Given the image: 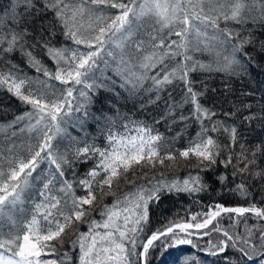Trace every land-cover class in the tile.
Here are the masks:
<instances>
[{"label": "snow or ice", "instance_id": "obj_1", "mask_svg": "<svg viewBox=\"0 0 264 264\" xmlns=\"http://www.w3.org/2000/svg\"><path fill=\"white\" fill-rule=\"evenodd\" d=\"M253 11L259 12V27L264 28V0H8L0 9V89L6 88L25 105H30V110L17 116L9 127L27 121L36 137L27 154L18 151L15 143L0 149V222L15 223L17 214L24 213V206L32 199L31 192L37 182H42L39 195L43 201L35 204L22 237L6 234L0 226V264H65V260L71 258L67 252L61 254L52 242L59 240L62 247V234L77 222L88 224V230L80 232L72 241L73 246H79V264H151V256L158 248L166 251L185 244L197 247L191 237L199 234V230L209 229L222 213L238 216L251 213L264 220V208L256 204L226 207L217 203L204 213L201 222H168L155 229L152 227L155 208L167 195L208 190L207 174L215 170L213 166L232 165L235 177L249 173L253 165H258L255 152L253 159H248L245 144H239L242 151L236 153L235 163L230 149L243 136L241 129L253 132L259 124L264 131V96H261L258 112L245 103L233 104L224 111V101L213 100L209 95L217 89H209L207 84L214 75L226 78L223 88L227 95L231 91L227 81L249 73L257 56H264V41L260 42L257 56L249 51V46L255 51L254 30L245 32V29L257 19L248 15ZM48 12L53 14V19L45 22L41 16ZM151 17L155 21L148 25L147 18ZM157 25L160 30H167V36L153 35ZM58 26L65 39V44L59 47L55 43ZM142 28L149 36L147 43L136 39ZM173 36L175 39H171ZM67 41H71V46ZM116 48L120 53L114 75L101 81L97 75H104L100 63L107 67L110 63L107 57L115 61ZM36 50H43L54 61L57 66L54 74L43 65ZM17 53L25 65L42 72L48 79L27 76L23 66L13 59ZM194 53L207 56V60L196 59ZM158 66L159 71L149 76L148 72ZM196 72L203 74V78L195 79ZM52 79L65 87L57 92L49 83ZM148 80L151 84L146 87ZM118 89L130 95L142 90L154 93L155 99L150 97L149 103L165 105L164 115L154 120L155 124L170 119L173 124L184 123L185 127L190 121L200 125V131L189 141L188 147L179 150L180 157L197 158L200 173L182 183L155 178L141 185L128 181L134 185L132 191L117 197L111 205H104L100 220L86 221L97 199L94 185L98 184L101 191L105 185L111 189L114 180L121 175L126 180L129 171L135 175V166L154 167L155 161L163 165L165 159L176 160L171 149H164L163 135L154 133L147 123L139 124L137 135L130 138L110 132L107 137L110 147L106 149L85 144L76 149L74 159L59 151L56 141L70 118L81 122V126L88 119H111L104 116L102 101L93 97H98L101 90L117 92ZM76 92L81 99L74 95ZM95 103L101 104L95 109L100 113L99 118L88 110L89 105ZM188 106L191 110L185 115L184 109ZM241 111L245 114L239 124L234 120L229 124L222 119L239 117ZM81 112L82 117L73 116ZM221 131L228 134L226 145L212 136ZM225 151H228L227 158L221 159ZM257 151L264 155V140L260 141ZM96 155L98 162L78 181L87 195L77 196L74 183L66 178V168L74 170V160L86 163ZM45 163L49 165L48 175L41 169ZM255 178L264 181V170L258 169ZM227 181L224 173L216 176L215 182L222 186H226ZM55 183L60 184L57 191L63 193V197L53 194ZM230 190L244 196L249 194L243 180ZM86 205L89 207L85 208ZM191 219L195 221L197 216ZM192 229L197 232L190 231ZM212 230L222 232L226 239L211 244L209 255L223 254L225 264H232V257L227 254L231 247L239 253L236 264H264V227L255 231L248 228L246 236L238 233L234 236L218 226ZM208 234L207 231L202 233Z\"/></svg>", "mask_w": 264, "mask_h": 264}, {"label": "trees", "instance_id": "obj_2", "mask_svg": "<svg viewBox=\"0 0 264 264\" xmlns=\"http://www.w3.org/2000/svg\"><path fill=\"white\" fill-rule=\"evenodd\" d=\"M8 3V0H0V9H3ZM42 7V4L40 5ZM109 11L118 12L116 9H109ZM250 16H256V21L250 22L249 28L245 29L254 30L255 36V51H253V46H249V51L253 56H257L260 51V42L264 41V28L259 27V12L253 11L249 13ZM41 19L45 22L52 21L53 14L48 12L41 16ZM149 24L154 23L155 18H148ZM223 25V21H221ZM152 31L151 28H149ZM145 35L143 28L140 30V35ZM153 35H163L167 36V30H160L157 25V31L153 32ZM141 38V37H140ZM145 38V37H144ZM149 38V36H146ZM175 39V37H171ZM56 46H62L65 44V39L62 35V29L57 27L56 30ZM67 44L71 46V41H67ZM226 54V53H225ZM36 55L38 58L42 59L43 65L48 68L53 74L56 70V64L51 60L43 50H36ZM196 59L207 60V56H202L199 53L193 54ZM13 59L23 66L24 73L33 78H39L42 80H47V77L43 76L42 72H36L34 68L28 67L24 64L23 59L20 57L19 53L13 56ZM109 60L110 57H107ZM110 62V60H109ZM111 63V62H110ZM100 68L104 69V75L100 76L97 73L101 81L112 77L115 72V66L108 64L105 67L104 63H100ZM156 71H159V66L157 69L148 72V75H154ZM194 78L200 80L203 78V74L196 72L193 74ZM226 78L219 75H214L207 80L209 89H217L216 93L209 92V95L213 100L224 101L222 107L224 111L232 108L233 104L239 106L241 103L251 104L254 111L259 110L261 106V96H264V56H257V60L252 68V70L243 75L242 77H233L231 80L227 81L230 85V93L225 94L223 84ZM49 83H56L57 92L59 89L64 88L58 81L52 79ZM151 81H145V86H150ZM79 89L81 86H76ZM179 89H177V92ZM105 92V90H101ZM100 92V93H101ZM110 95L102 94V99L98 97H93L94 100L98 99L102 101L104 107V116L110 117L109 120L104 119H88L81 122L70 118L69 122L64 125V133L61 138L56 141L59 151L61 153H67L70 159L75 158V152L77 148L84 147L85 144L94 145L100 149L109 148V141L107 139L109 133H114L118 136L132 137L137 135L136 128L141 123H147L153 128L154 133L159 132L165 138L166 143L164 144V149H171L176 157L175 161H168L165 159L164 164L161 165L158 161H155V166L146 165L144 167L135 166V175L132 171H129L127 175V180L124 175H121L118 180H114L111 189L107 185L104 186L103 191L100 190L98 184L94 185L93 191L97 199L94 201V210L91 211L86 217V221H91L92 219L100 220V210L104 205H111L112 202L119 196H122L125 192L132 191L134 185L128 181H134L135 185L147 184L149 180L165 179L167 181H178L181 182L184 179H188L190 176H195L200 173V168L197 166L198 161L195 156H191L187 159L179 156V150H183L189 145V141L195 138L196 133L200 131V125L194 121H190L185 127L184 123H171L170 119L162 121L159 124H155L154 120L160 119L164 115L165 105L163 102L159 106L149 103V98L155 99L154 93H148L146 91H140L139 94L130 95L128 91L124 89H118L117 92H110ZM107 93V91H106ZM247 93H253L252 95H245ZM74 95L79 98L78 92ZM167 96V93L164 94ZM104 96V97H103ZM179 100V95L176 96ZM81 102H83L81 100ZM101 107L100 103H95L94 105H89L88 110L93 114V116L99 118L100 113L95 111ZM115 107V108H114ZM218 110L220 105L217 104ZM30 110V105H25L13 94L9 93L6 88L0 89V149L6 148L8 144L15 143L17 150L27 154V149L30 144L35 142L36 133L30 131L27 126V121L17 123L11 127L9 125L15 120L17 116L23 115L25 111ZM190 106L184 109V114L187 115L190 111ZM178 114V113H177ZM245 113L241 111L239 117H233L231 119L223 118L228 120L231 124L234 120L239 124L240 118ZM80 115L82 117V112L77 114L74 113L73 116ZM243 136L241 137L239 143L231 150L233 155V162L235 163L236 153L242 151L239 144H245V150L248 155V159H253V153H256L255 159L258 161V165H253L249 169V173L237 175L233 177V167L229 165L225 168L223 165L213 166L214 171L207 174V180L209 182V189L201 191L198 193H188V192H173L167 195L163 202L158 208H155L154 215L152 217V227L153 229L166 225L168 222H189L196 223L201 222L204 216L211 206L219 203L226 207H249L252 204H256L259 207L264 208V181L256 179L255 173L257 170H264V155H261L257 151V146L261 140H264V131H261L259 124L255 125V131L247 132L241 129ZM179 133V135H178ZM214 139H218L221 144H228L229 137L227 133L221 131L220 133H212ZM164 155V151L161 152V156ZM228 151H225L221 155V159L227 158ZM99 156H93L86 163H81L74 160V170L66 168V178L74 183V191L77 196H86L87 191L78 184V181L85 178L86 173L94 167L98 162ZM145 164V162H141ZM243 167V164L240 165ZM146 168L148 171L143 172ZM41 169L44 170L43 174H49V165L47 163L41 165ZM144 173V174H143ZM220 173H224L228 177L227 185L222 186L216 181V176ZM103 175V173L101 174ZM201 175H203L201 173ZM244 181L249 189V194L247 196L241 195L240 193H235L230 190L234 189L236 184ZM60 184H54V195H59L63 197V193H59ZM42 188V182H37L34 189L31 192L32 199L24 206L25 211L22 214H17L15 218V223L4 220L0 222V226L3 228V232L12 233L14 235L23 234L26 231L25 222L31 218L33 214L34 206L37 203L43 201V197L39 195V190ZM109 190H114L110 192ZM88 208L89 206H84ZM43 211V210H42ZM246 215L238 216L235 213H222L220 217L214 221L213 227L217 224H222V230H228L230 233L234 231L236 234L238 232L246 229L249 223H252L251 229L258 230L264 227V220H259L251 213H245ZM197 216V220L193 221L191 218ZM202 219V220H201ZM239 222L241 228H238L234 223ZM259 225H255V224ZM208 229V235L211 236L214 241L213 244H218L220 240L226 239L222 232H217ZM229 228V229H226ZM248 229V228H247ZM88 230L87 223H75L74 226L67 228L65 233L62 234L64 237L63 246L60 247V241H53L59 248L60 253L67 252L70 260H65V264H79V246L78 244L73 246L72 241L76 240L80 232H86ZM100 230V229H99ZM197 232V230L192 229L190 231ZM200 231V230H199ZM7 234V233H6ZM222 234V235H221ZM205 237H201L202 242L197 241V238H192L193 242L197 247L192 245H177L168 248L166 251H155L151 256V264H225L223 254L220 256L209 255L210 243L205 241ZM199 242V243H198ZM207 243L209 246H207ZM228 256L232 257V264H236L237 257L239 253H235L234 249L231 247L227 250ZM194 257V259H193Z\"/></svg>", "mask_w": 264, "mask_h": 264}, {"label": "rangeland", "instance_id": "obj_3", "mask_svg": "<svg viewBox=\"0 0 264 264\" xmlns=\"http://www.w3.org/2000/svg\"><path fill=\"white\" fill-rule=\"evenodd\" d=\"M110 12H113V11H110ZM113 13H117V12H113ZM84 24H85V26H87V20H85L84 21ZM147 24H149V20H148V18H147ZM144 30V29H143ZM150 31V30H149ZM146 34V33H145ZM145 36V35H144ZM146 36H148L147 34H146ZM146 36H145V39H146ZM116 52L117 51H119L120 52V49H118V48H116V49H114ZM133 51H134V47H133ZM149 169L148 168H146L143 172H145V171H148ZM144 174V173H143ZM110 192H114V190H109V193ZM244 215H246V214H244ZM202 219L204 218V216H202L201 217ZM201 219V220H202ZM175 223H179V222H175ZM264 223V222H263ZM213 224H214V222H213ZM234 225H236L238 228H240L241 230H242V228H241V224H239V222H236V223H234ZM251 225H252V223H249L247 226V228H251ZM255 225H259L258 223L257 224H255ZM216 226H218V227H222V224L220 225V224H217ZM213 227V225H210L209 226V229L210 228H212ZM246 228V229H247ZM226 229H229V228H226ZM246 229H244L243 231H241V232H238V234L239 235H241V236H246L247 235V232H246ZM254 231L256 230V229H253ZM99 231H103V229H100ZM178 231V230H177ZM205 231H208V229H204V230H200L199 231V234H194L192 237H191V239L192 238H197V241H199L200 240V242H202V239H199V238H201V237H205V235H202V233L203 232H205ZM192 232H194V230L192 231ZM237 232V231H236ZM236 232L234 231V233L233 232H231L230 234H232V235H236ZM4 233H8V232H4ZM194 233H196V232H194ZM14 235V234H13ZM23 235V234H22ZM22 235H21V237H22ZM222 235V234H221ZM64 237H62V239H63ZM193 240V239H192ZM205 241L207 240V242L208 243H210V244H213L212 242L214 241V239L211 237V236H209V235H207V239L205 238L204 239ZM169 243H171V241H169ZM199 243V242H198ZM207 243V246H209V244ZM229 244H231V242H229ZM209 248H210V246H209ZM157 252L158 251H163L162 249H157L156 250ZM154 254V253H153ZM152 254V255H153Z\"/></svg>", "mask_w": 264, "mask_h": 264}, {"label": "bare ground", "instance_id": "obj_4", "mask_svg": "<svg viewBox=\"0 0 264 264\" xmlns=\"http://www.w3.org/2000/svg\"><path fill=\"white\" fill-rule=\"evenodd\" d=\"M141 37V38H140ZM140 37H139V39H143L146 43H147V41L149 40V38H144L145 36L144 35H140ZM134 47V46H133ZM148 51H151V49L150 48H148ZM119 51H117V57H116V59H115V61L113 60V58L112 57H110V62L111 63H109L110 65H114L115 67H116V62H118V60H119ZM104 70V69H103ZM115 70V69H114ZM137 71H142L141 69H139V68H137ZM104 72H105V70H104ZM50 85H52V86H54L55 88H57V86H58V84H56V83H51ZM102 94H107V95H110V93L107 91V93H106V91L105 92H101L100 93V95H99V97L102 99V97H101V95ZM104 97V96H103ZM115 108V107H114ZM93 115V114H92ZM256 206H258V205H256ZM259 207V206H258Z\"/></svg>", "mask_w": 264, "mask_h": 264}]
</instances>
